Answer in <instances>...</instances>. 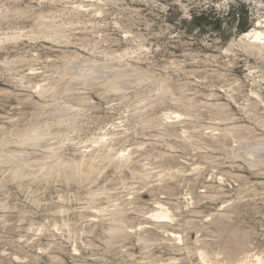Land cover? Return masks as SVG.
<instances>
[{"label": "rangeland", "instance_id": "rangeland-1", "mask_svg": "<svg viewBox=\"0 0 264 264\" xmlns=\"http://www.w3.org/2000/svg\"><path fill=\"white\" fill-rule=\"evenodd\" d=\"M264 0H0V264H264Z\"/></svg>", "mask_w": 264, "mask_h": 264}, {"label": "bare ground", "instance_id": "bare-ground-1", "mask_svg": "<svg viewBox=\"0 0 264 264\" xmlns=\"http://www.w3.org/2000/svg\"><path fill=\"white\" fill-rule=\"evenodd\" d=\"M246 36H250L252 35L255 39H262L264 38V33L261 31H257V30H252L248 33L245 34Z\"/></svg>", "mask_w": 264, "mask_h": 264}]
</instances>
